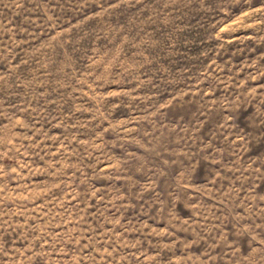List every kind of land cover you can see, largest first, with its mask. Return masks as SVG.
<instances>
[{
    "label": "rangeland",
    "instance_id": "1",
    "mask_svg": "<svg viewBox=\"0 0 264 264\" xmlns=\"http://www.w3.org/2000/svg\"><path fill=\"white\" fill-rule=\"evenodd\" d=\"M0 264H264V0H0Z\"/></svg>",
    "mask_w": 264,
    "mask_h": 264
}]
</instances>
